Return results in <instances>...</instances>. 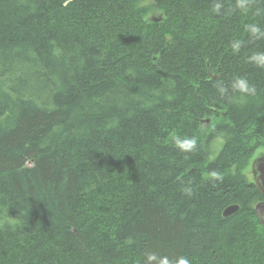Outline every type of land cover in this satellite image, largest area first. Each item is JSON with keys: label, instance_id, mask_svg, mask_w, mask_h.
<instances>
[{"label": "trees", "instance_id": "1", "mask_svg": "<svg viewBox=\"0 0 264 264\" xmlns=\"http://www.w3.org/2000/svg\"><path fill=\"white\" fill-rule=\"evenodd\" d=\"M144 1L0 0V264H264V0Z\"/></svg>", "mask_w": 264, "mask_h": 264}, {"label": "water", "instance_id": "2", "mask_svg": "<svg viewBox=\"0 0 264 264\" xmlns=\"http://www.w3.org/2000/svg\"><path fill=\"white\" fill-rule=\"evenodd\" d=\"M252 170L254 174L255 183L264 196V155L260 156L253 162ZM238 209V205H231L224 210L223 214L225 216H230L235 213ZM255 210L258 217L264 224V199L256 204Z\"/></svg>", "mask_w": 264, "mask_h": 264}, {"label": "rangeland", "instance_id": "3", "mask_svg": "<svg viewBox=\"0 0 264 264\" xmlns=\"http://www.w3.org/2000/svg\"><path fill=\"white\" fill-rule=\"evenodd\" d=\"M144 3L147 4H152L153 0H145ZM160 12H158L157 10H155L154 8L151 9V11L149 12V16L151 17H155V19L161 18L160 16ZM206 124L210 123V118H207L206 120ZM223 139H220L218 142H216L213 146V154L211 155V158L215 157L218 152L220 151L222 144H223ZM264 155V146L259 147L256 152L254 153V156L251 160V162L249 163V165L247 166V168L244 170V173L246 174V176L248 177L249 180L254 181V174H253V170H252V166H253V162L258 159L260 156Z\"/></svg>", "mask_w": 264, "mask_h": 264}, {"label": "clouds", "instance_id": "4", "mask_svg": "<svg viewBox=\"0 0 264 264\" xmlns=\"http://www.w3.org/2000/svg\"><path fill=\"white\" fill-rule=\"evenodd\" d=\"M240 91L241 92H248V88H247V84H246V81L245 80H241L240 81ZM256 92V88L255 86H252V94L254 95ZM176 144L177 146H179L182 150H185V151H190L192 150L193 148L196 147V139L195 138H191L190 142L188 144H181L179 138H176ZM212 175H215V176H218L217 173H212ZM219 177V176H218ZM149 259H155L154 256H150ZM161 264H169V261L168 259L165 257L162 261H161ZM179 264H190V261L186 258V257H180V260H179Z\"/></svg>", "mask_w": 264, "mask_h": 264}]
</instances>
